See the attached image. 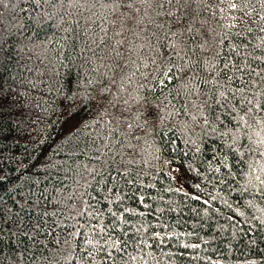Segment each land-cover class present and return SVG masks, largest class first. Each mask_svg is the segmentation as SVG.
I'll return each mask as SVG.
<instances>
[{"label": "trees", "instance_id": "1", "mask_svg": "<svg viewBox=\"0 0 264 264\" xmlns=\"http://www.w3.org/2000/svg\"><path fill=\"white\" fill-rule=\"evenodd\" d=\"M237 5L129 30L0 0V264H264V7Z\"/></svg>", "mask_w": 264, "mask_h": 264}, {"label": "snow or ice", "instance_id": "2", "mask_svg": "<svg viewBox=\"0 0 264 264\" xmlns=\"http://www.w3.org/2000/svg\"><path fill=\"white\" fill-rule=\"evenodd\" d=\"M191 2L192 0H139L141 8L139 9L138 13L137 11H134L136 0H112V3L114 5V12L121 6L126 9L125 12L120 13L116 17L117 26H127L129 30H132L133 28L138 27L143 23L142 17L148 15V9H151L155 13V16L151 17L148 21L150 24H156L157 27L164 28L168 23H171L173 28L179 29L180 27H183V25L179 24L178 21L191 14L188 11ZM199 2L205 4L206 0H199ZM216 2L220 4L227 2L230 9L232 10H236L238 6L237 0H216ZM248 2L251 3V0H248ZM259 2L261 6L264 7V0H259ZM165 4L180 5V7L184 9V13L181 15H177L179 9L173 11L172 7H169L167 11L163 12V15L174 19L171 21H164L160 19V17L162 15L161 10L164 8ZM145 5H147V9L144 7ZM245 14H247L246 9ZM261 19H264V17H261ZM170 34L172 36L180 35L178 31L171 32ZM117 35L122 36L123 32H117ZM117 44L121 45L123 44V41H117ZM117 54L119 55V53ZM261 107L264 108V105H261Z\"/></svg>", "mask_w": 264, "mask_h": 264}]
</instances>
